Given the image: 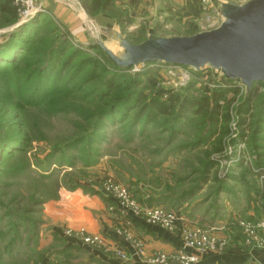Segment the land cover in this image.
Listing matches in <instances>:
<instances>
[{
  "label": "rangeland",
  "instance_id": "obj_1",
  "mask_svg": "<svg viewBox=\"0 0 264 264\" xmlns=\"http://www.w3.org/2000/svg\"><path fill=\"white\" fill-rule=\"evenodd\" d=\"M153 1L139 0L136 13H130L124 0H114L133 19L125 28L108 14L90 16L84 5L93 0H37L39 10L24 20L17 13L12 23L0 14V47L9 46L12 61L16 52L10 46L30 41L28 61L0 67L6 69L0 72V85L10 81L8 98L0 93V264H70L62 253L68 251L65 231L71 230L75 239L81 230L93 233L57 226L61 201L98 197L95 193L106 182L127 189L143 207H159L184 220L183 230L213 231L225 242L218 251L238 242L264 249V229L256 228L264 221V88L254 85L247 97L240 82L227 85L210 68L194 72L154 64L113 70L91 50L95 34L87 20L110 30L98 35L113 49L116 34L135 44L150 35L171 38L212 30L221 21L218 2L249 0H185L189 4L169 10L161 0ZM118 9L111 12L114 17L121 14ZM65 41L61 59L74 57L73 62L61 67L54 58L46 64L50 51ZM111 82L119 88L103 97ZM225 85L236 91L225 103L228 120L219 122L215 134L198 147L205 137L200 119L178 123L171 133L169 118L154 126L119 122V115L130 111L131 104L124 111L120 107L134 87L148 98L164 92L195 98ZM240 224L254 228V235H245Z\"/></svg>",
  "mask_w": 264,
  "mask_h": 264
},
{
  "label": "water",
  "instance_id": "obj_2",
  "mask_svg": "<svg viewBox=\"0 0 264 264\" xmlns=\"http://www.w3.org/2000/svg\"><path fill=\"white\" fill-rule=\"evenodd\" d=\"M220 24L189 37H152L132 46L116 34V48L102 44L98 33L108 29L93 28V45L98 46L112 64L125 69L147 64L185 67L194 72L210 68L225 79L240 82L248 92L254 83L264 84V0L217 3Z\"/></svg>",
  "mask_w": 264,
  "mask_h": 264
},
{
  "label": "crops",
  "instance_id": "obj_3",
  "mask_svg": "<svg viewBox=\"0 0 264 264\" xmlns=\"http://www.w3.org/2000/svg\"><path fill=\"white\" fill-rule=\"evenodd\" d=\"M154 1L157 2V0ZM154 1L152 5H155ZM161 1L167 10L189 4L185 0ZM124 3L131 8L130 13H136V8L141 5L139 0H124ZM61 203H64V209H61L63 212L61 217H57L54 221L57 226L62 225L61 227L72 229L83 227L90 233L101 234L106 238L109 250L106 254L97 252L84 247L79 239H69L65 236L64 240L68 248L66 256L69 257L70 264H146L156 254L173 253L182 246V228L187 223L180 218L177 219L173 231H166L147 224L140 217L132 215L121 217L113 205L105 204L95 196L89 198L78 196L74 199L62 200ZM118 229L127 233L134 244L137 243L144 248L143 258L134 257L131 242L122 235H117ZM117 251L124 253L129 260L118 258L115 254ZM194 264H264V249H249L238 242L223 251L199 255L198 261Z\"/></svg>",
  "mask_w": 264,
  "mask_h": 264
},
{
  "label": "trees",
  "instance_id": "obj_4",
  "mask_svg": "<svg viewBox=\"0 0 264 264\" xmlns=\"http://www.w3.org/2000/svg\"><path fill=\"white\" fill-rule=\"evenodd\" d=\"M115 8L118 9L114 3V0H93L91 4L84 5V9L90 16H93L101 12L110 15L113 19L116 20V23L121 28H125L129 26L131 24V20L133 19L129 15L130 13L128 14V10L126 9L124 11H120L118 9L121 14L114 17L113 14H111V12H113ZM16 11H17V7L16 6L13 7V0H0V14L7 15L9 17V21H8L9 23H12L16 20V16H17ZM193 35L195 34H192L191 36ZM150 36L156 37L155 35H150ZM148 37L149 36H147L143 40H140V38L141 39L143 38L142 36H140L139 38L140 41L136 42L135 44H130L125 39L123 40L132 46H136L145 42ZM182 37H189V36H182ZM29 42L30 41L27 42L21 41L22 46H18L17 44L10 46V49L11 50L13 49V51L16 52L14 55L16 60L14 61H12L8 57L9 54L12 52L9 51L8 49L9 46L0 47V67L4 64H7L9 69H11L13 66H15L16 68V66L19 63H22L26 60L28 61L30 50L27 49L26 44H28ZM58 46H60V43L50 51L46 64H50L51 62H53L54 58H57L55 59V61L57 63L58 62L61 63V67L62 66L66 67L67 65H70L73 62L74 57H70L66 62H63L61 58L64 54V48L65 46H67V41H65L59 47V49H57ZM90 48L91 50L98 52L106 60L107 67L117 71L129 70L112 64L111 61L108 59V57L104 54V52L98 46L93 45V43L90 45ZM58 50L60 51V53L58 55H55ZM76 52L77 51L75 50L73 56L76 54ZM147 65H151V64H147ZM4 70L6 69H1L0 72ZM52 72H54V70H52ZM222 78L225 80L227 85H229L232 82H237V81H231L229 79H225L223 76ZM48 80L49 77L47 78V83ZM93 80L94 77L87 82H92ZM47 83L45 84V89H47ZM86 83H84V85ZM9 84L10 81L8 80H5L1 83L0 93L2 94V97L8 98L10 92ZM227 85L218 88L213 87L212 89L209 90V92H205L204 95L195 98L175 95L170 92L157 93L153 95V97L148 98L146 94L137 93L138 92L137 87H134L128 93L127 98H125L122 107H120V110L124 111L127 109L128 106L127 104H131L130 111H128L125 115L123 114L119 115V119L122 116L121 117L122 119L119 122L122 123L123 121L125 122L128 120V126L138 125L140 122L142 124L147 123L148 125L154 126L160 122L161 118H169V124H171V128L168 131L171 133L173 130V126L178 123L184 124L185 121H187L188 123H192L193 122L192 118L200 119L201 122L199 124L201 126H204L205 137L206 136L207 137L206 138L202 137L196 142L195 147H198L200 144H203L204 142H206V140H208V138H210L215 134V128L219 122L226 123L228 120V106L225 103L232 102L233 99L232 98L228 99L227 96L231 93L235 94L236 91L227 88ZM254 85H259L262 88H264V84L261 83L252 84L250 90L247 92V97L248 94L251 93L252 87ZM118 88L119 87L115 86L113 82L109 83L106 89L107 90L106 95H104L103 97L108 98L111 95L109 93L110 90L111 89L116 90ZM94 90H96V88ZM220 101L222 102V104H219ZM244 106L246 107L247 103H244ZM224 132L226 131L224 130L221 131L222 134ZM81 141H83V139H81ZM208 164L209 163L205 164L204 168L209 167ZM204 171H201V173ZM203 174L204 173H202V175ZM201 180L202 179L200 178V181ZM95 194H97L96 196L101 198L105 202V204L116 206V202L114 201V199L106 195L103 190L100 193H95ZM95 194L94 191H91L89 193V195H95ZM69 239H75V238H69ZM62 253H66V251H62Z\"/></svg>",
  "mask_w": 264,
  "mask_h": 264
},
{
  "label": "built area",
  "instance_id": "obj_5",
  "mask_svg": "<svg viewBox=\"0 0 264 264\" xmlns=\"http://www.w3.org/2000/svg\"><path fill=\"white\" fill-rule=\"evenodd\" d=\"M18 8V17L21 20L30 18L37 10L39 6L37 0H16ZM264 181V177L260 178ZM104 193L116 202L117 209L120 216L132 215L134 217L142 218L147 224L157 226L166 231H172L175 229L177 218L174 214L166 213L159 207H143L138 204L129 191L121 186H118L111 182H106V186L103 189ZM245 235L252 237L254 235V228L240 224ZM258 229H264V221L257 225ZM211 232L213 231H182V246L176 251L175 254L159 253L150 258L146 264H194L198 261L199 255L205 253H215L225 247V242L218 240ZM74 233L71 230L65 231L67 238H74ZM117 235H122L127 241L131 242L136 258H143L144 252L140 245L133 243L130 236L123 231H116ZM81 243L90 249H103L108 252V246L103 237L99 235L86 234L83 230L80 233H76ZM134 244V245H133ZM116 256L122 260H129L122 252H115Z\"/></svg>",
  "mask_w": 264,
  "mask_h": 264
}]
</instances>
